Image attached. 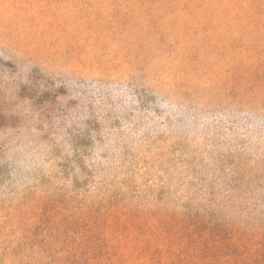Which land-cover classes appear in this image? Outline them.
<instances>
[{"label": "rangeland", "instance_id": "374dc122", "mask_svg": "<svg viewBox=\"0 0 264 264\" xmlns=\"http://www.w3.org/2000/svg\"><path fill=\"white\" fill-rule=\"evenodd\" d=\"M0 264H264V0H0Z\"/></svg>", "mask_w": 264, "mask_h": 264}, {"label": "trees", "instance_id": "16d2710c", "mask_svg": "<svg viewBox=\"0 0 264 264\" xmlns=\"http://www.w3.org/2000/svg\"><path fill=\"white\" fill-rule=\"evenodd\" d=\"M47 93H49V92H47ZM35 95H36L35 91H32V94L31 93L27 94L28 97H33V98L35 97ZM102 179H104V181L106 183H108V187L112 186V184H113L112 180L106 179V176H102ZM105 191H106V189H102L98 186L95 188V190L91 191V193H92L91 197L101 199V196L105 195ZM94 193H96V194H94ZM105 198H106V195H105ZM108 198H113V196H109ZM93 202H94V204H96L98 201L95 199ZM119 210H122V206H119ZM113 216L116 219L114 221L116 222V224L118 226H120L124 222V219L122 217L117 218V217H115V215H113Z\"/></svg>", "mask_w": 264, "mask_h": 264}]
</instances>
